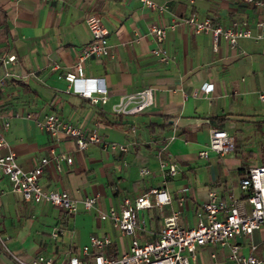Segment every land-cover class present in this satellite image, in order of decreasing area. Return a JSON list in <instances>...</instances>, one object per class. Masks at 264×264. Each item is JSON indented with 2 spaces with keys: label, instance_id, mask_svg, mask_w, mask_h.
I'll use <instances>...</instances> for the list:
<instances>
[{
  "label": "crops",
  "instance_id": "crops-1",
  "mask_svg": "<svg viewBox=\"0 0 264 264\" xmlns=\"http://www.w3.org/2000/svg\"><path fill=\"white\" fill-rule=\"evenodd\" d=\"M153 1L158 8H146L138 0H0V57L17 58L0 62V126L2 120L9 123L4 132L8 146L0 154L12 152L24 171L47 158L40 185L65 192L77 209L67 214L51 204L26 203L0 173V264H16L11 253L26 260L53 255L57 263H66L80 255L91 235L109 236L110 255L120 256L129 238L101 220L99 211L118 208L124 198L133 202L150 189H164L169 204L138 213L136 236L145 242L173 213H178V225L194 227L211 189L228 205L239 200L241 176L250 167L264 166V140L256 139L264 137V101L259 99L264 93V25L257 27V22L264 24V2ZM193 14L223 27L246 23L252 36L239 38L234 46L221 37L214 42L210 32L195 33L187 22ZM91 15L108 31L111 57L85 61L83 75L104 79L108 97L103 105L68 91L61 76L72 71L77 49L90 39L85 19ZM153 24L164 29L160 43L149 33ZM155 48L165 50L168 59L151 54ZM204 84L213 90L204 94ZM145 88L152 90L147 109L112 112L122 96ZM51 113L96 129L106 142L125 144L127 152L98 144L79 151L73 139L51 137L37 127ZM210 128L250 140L237 143L231 153L201 157ZM243 147L248 161L240 155ZM52 153L71 157V164L61 161L58 170ZM162 161L174 165L173 176L161 170ZM91 196H97V203L86 210L82 201ZM54 227L63 229L56 240L50 237ZM237 241L246 246L244 254L254 243L255 255L264 256V226ZM196 253L192 264H227L229 250L206 245Z\"/></svg>",
  "mask_w": 264,
  "mask_h": 264
},
{
  "label": "built area",
  "instance_id": "built-area-1",
  "mask_svg": "<svg viewBox=\"0 0 264 264\" xmlns=\"http://www.w3.org/2000/svg\"><path fill=\"white\" fill-rule=\"evenodd\" d=\"M61 1V0H58ZM149 9L158 8L153 0H138ZM253 2L256 6L263 4L257 0H245ZM187 22L193 26L195 33L210 32L214 42L219 37L234 46L239 38L252 36L246 23H232L228 27L213 24L208 17L197 19L191 15ZM90 39L77 49L72 71L64 72L61 76L67 83L68 91L79 95L92 105H103L107 101L108 92L104 79L85 78L83 75V63L91 58L105 60L111 57V46L108 44V31L101 25L97 15H91L85 19ZM263 22H257V27L262 28ZM149 33L160 43L164 39V29L151 25ZM151 54L165 61L168 55L165 50L155 48ZM14 54L1 56L0 62L4 65L15 63ZM3 83L0 82V85ZM204 94L213 90L212 84H204L200 89ZM264 101V93L259 95ZM152 104V90L145 88L122 96L112 105V112L116 115L140 113ZM9 123L1 121L0 126V151L7 148L4 132L8 130ZM37 127L54 138L64 137L74 140L77 150L83 151L91 144H98L103 149L112 152L126 153L125 144L108 143L96 129L87 130L82 125L72 124L51 113L42 122H37ZM234 138L227 131L219 128L209 129V142L206 150L201 151V157H207L209 152L225 155L234 150ZM53 154V153H52ZM53 158L58 170L59 163L65 161L71 164L72 158L65 155H55ZM48 163L47 158H42L37 165L29 170H22L16 163L12 152L0 154V173L6 176L12 192L19 193L26 203H46L58 207L67 214H75L76 204L63 191L46 190L40 185L43 166ZM162 171L168 175L175 174V167L165 161L160 163ZM142 173H147L142 171ZM240 197L228 205L219 199L214 189L208 192V201L196 214L194 227L178 225V213L166 217L159 233L151 240L140 242L136 231L141 228L138 213L141 210L162 207L171 202L170 195L164 189H150L131 202L124 198L118 208L109 211H99V218L109 221L120 235L129 238L128 249L120 256L112 257L108 246L111 243L109 236L91 235L86 245L80 248V255L70 256L66 263H57L53 255H37L28 260L11 253V259L16 264H192L196 259L198 247L206 245L226 247L229 250L227 264H264V256L255 255L257 245L249 243L248 253H243L244 243L238 238L249 239V236L264 226V166L250 167L239 180ZM153 197V201L150 200ZM97 203V196L86 197L82 204L86 210H91ZM248 205V208H246ZM63 234V229L54 227L50 237L58 239ZM3 243V241L1 240ZM4 244V243H3ZM246 247V246H245Z\"/></svg>",
  "mask_w": 264,
  "mask_h": 264
},
{
  "label": "rangeland",
  "instance_id": "rangeland-1",
  "mask_svg": "<svg viewBox=\"0 0 264 264\" xmlns=\"http://www.w3.org/2000/svg\"><path fill=\"white\" fill-rule=\"evenodd\" d=\"M260 138H263V140H264V137H261V136H259V137H257L256 139L258 140V139H260ZM248 140H250V139H244V138H242V136H240L239 134H237L236 135V137L234 138V146H236V145H238L237 143H239V144H244V142H246V141H248ZM253 140V139H252ZM254 141H256V140H253V142ZM243 142V143H242ZM252 142V141H251ZM246 148L245 147H243L242 148V150H241V156H242V158H244V159H246V158H248L246 155ZM247 161H248V159H246ZM5 251V250H4ZM5 253H7V252H5Z\"/></svg>",
  "mask_w": 264,
  "mask_h": 264
},
{
  "label": "trees",
  "instance_id": "trees-1",
  "mask_svg": "<svg viewBox=\"0 0 264 264\" xmlns=\"http://www.w3.org/2000/svg\"><path fill=\"white\" fill-rule=\"evenodd\" d=\"M257 1L264 2L263 0H257Z\"/></svg>",
  "mask_w": 264,
  "mask_h": 264
}]
</instances>
